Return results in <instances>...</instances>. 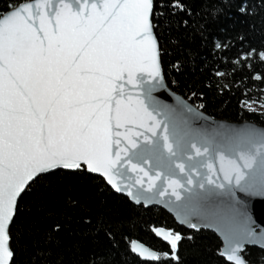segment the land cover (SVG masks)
<instances>
[{"label":"snow or ice","instance_id":"snow-or-ice-1","mask_svg":"<svg viewBox=\"0 0 264 264\" xmlns=\"http://www.w3.org/2000/svg\"><path fill=\"white\" fill-rule=\"evenodd\" d=\"M187 11L184 0H6L0 8V264H14L10 225L19 215L18 198L32 194L43 177L64 170L100 174L122 192L113 168L129 147L160 127L132 87L135 75L165 79L159 21ZM213 44L227 49L222 41ZM243 58L264 64V48H252ZM131 169L136 183L148 188L160 179L135 163ZM217 172L213 179H228L239 165L221 158ZM180 187L178 180L167 181L177 195ZM187 226L197 229L195 223ZM154 231L175 258L181 234ZM131 250L144 260L162 259L161 252L137 240ZM242 250L237 245L222 255L227 262L248 264Z\"/></svg>","mask_w":264,"mask_h":264},{"label":"trees","instance_id":"trees-1","mask_svg":"<svg viewBox=\"0 0 264 264\" xmlns=\"http://www.w3.org/2000/svg\"><path fill=\"white\" fill-rule=\"evenodd\" d=\"M184 3L187 12L159 21L168 85L214 117L264 125V64L243 58L252 48H264V0ZM5 6L0 0V8ZM214 41L226 44V51L214 49ZM249 103L262 108L249 109ZM18 211L10 232L14 264H232L221 255L222 240L215 232L188 229L161 207L135 204L96 174L47 175L32 194L20 198ZM117 223L123 227H110ZM159 227L181 234L175 258L155 233ZM132 240L161 252V261L132 252ZM244 255L264 264V248L248 247Z\"/></svg>","mask_w":264,"mask_h":264},{"label":"water","instance_id":"water-1","mask_svg":"<svg viewBox=\"0 0 264 264\" xmlns=\"http://www.w3.org/2000/svg\"><path fill=\"white\" fill-rule=\"evenodd\" d=\"M135 80L132 87L160 127L117 162L113 174L124 187L122 192L113 189L135 204L167 210L188 229L215 232L222 240L221 255L237 245L243 246V255L248 247L264 248V220L259 218L264 217V125L214 117L151 73L138 72ZM221 158L236 161L239 172L213 179ZM132 163L159 173L160 179L152 188L137 184ZM169 179L180 182L179 195L167 188ZM191 223L197 229L187 226Z\"/></svg>","mask_w":264,"mask_h":264},{"label":"rangeland","instance_id":"rangeland-1","mask_svg":"<svg viewBox=\"0 0 264 264\" xmlns=\"http://www.w3.org/2000/svg\"><path fill=\"white\" fill-rule=\"evenodd\" d=\"M248 108L249 109H261L262 108V105L261 104H258V103H249L248 104Z\"/></svg>","mask_w":264,"mask_h":264}]
</instances>
